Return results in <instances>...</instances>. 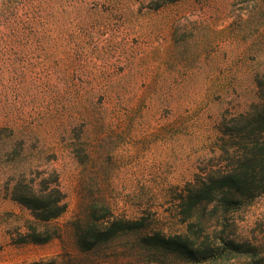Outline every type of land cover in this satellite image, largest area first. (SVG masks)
<instances>
[{"label": "rangeland", "instance_id": "obj_1", "mask_svg": "<svg viewBox=\"0 0 264 264\" xmlns=\"http://www.w3.org/2000/svg\"><path fill=\"white\" fill-rule=\"evenodd\" d=\"M155 5L45 0L23 40L0 30V264H190L142 250L143 231L116 238L108 255L118 261L93 263L76 243L75 226L101 198L116 215L145 217L144 232H185L180 195L226 165L227 123L259 100L264 0ZM46 167L59 172L68 208L38 225L56 237L17 243L35 219L9 189ZM227 217L208 223L226 222L250 251L214 264H264V194Z\"/></svg>", "mask_w": 264, "mask_h": 264}, {"label": "trees", "instance_id": "obj_2", "mask_svg": "<svg viewBox=\"0 0 264 264\" xmlns=\"http://www.w3.org/2000/svg\"><path fill=\"white\" fill-rule=\"evenodd\" d=\"M44 1L0 0L3 35L13 33L23 40L32 30L30 26H34V20L39 18ZM150 1L155 2L154 8L158 9L179 0ZM29 18L33 19L29 21ZM5 42L10 43L7 39ZM258 84L261 89L259 100L248 111L232 117L223 131L225 140L220 161L227 160L226 165L197 175L180 195L179 214L186 225L185 232H144L149 226L145 217L116 215L101 198L98 205L91 206L85 213V222L75 226L80 251L89 254L93 263L108 262L110 256L118 261V254L110 252L108 255L116 238L125 233L143 231L139 238L142 250L177 253L190 264L220 263L249 252L248 245L231 237L226 222L216 225L208 222L221 215L228 219L230 211L245 207L264 194V84L260 81ZM8 197L30 210L35 219L17 243L41 244L57 236L51 228L38 226L58 218L68 208L67 194L55 168L46 167L30 176L23 172L15 178ZM212 202H215L214 209L206 214L208 204Z\"/></svg>", "mask_w": 264, "mask_h": 264}]
</instances>
